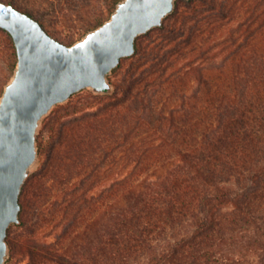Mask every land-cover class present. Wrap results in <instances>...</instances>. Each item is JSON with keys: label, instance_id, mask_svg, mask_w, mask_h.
<instances>
[{"label": "trees", "instance_id": "trees-1", "mask_svg": "<svg viewBox=\"0 0 264 264\" xmlns=\"http://www.w3.org/2000/svg\"><path fill=\"white\" fill-rule=\"evenodd\" d=\"M1 1L90 32L123 0ZM110 81L42 123L18 224L29 264H264V0H177ZM50 223L58 242H32Z\"/></svg>", "mask_w": 264, "mask_h": 264}, {"label": "water", "instance_id": "water-1", "mask_svg": "<svg viewBox=\"0 0 264 264\" xmlns=\"http://www.w3.org/2000/svg\"><path fill=\"white\" fill-rule=\"evenodd\" d=\"M177 0H123L110 19L73 45L52 37L42 24L0 1V28L12 36L18 63L0 99V264L10 254L12 225L21 222V196L37 171L38 136L44 119L75 94L114 90L110 75L137 52V40L176 9Z\"/></svg>", "mask_w": 264, "mask_h": 264}, {"label": "rangeland", "instance_id": "rangeland-1", "mask_svg": "<svg viewBox=\"0 0 264 264\" xmlns=\"http://www.w3.org/2000/svg\"><path fill=\"white\" fill-rule=\"evenodd\" d=\"M1 1V0H0ZM93 3H90L91 9L94 6H101L105 4L107 0H93ZM99 1V2H97ZM48 12H51V18L48 26L47 32L54 37L55 39L59 40L60 42L66 45H73L77 41L81 40L88 32H85L81 29V23H63L60 19L54 18L55 14L52 13V8L48 9ZM23 11V10H22ZM25 12V11H24ZM0 97L3 93L4 86L7 84L14 75V65L16 63V57L14 52H16V47L14 44H11V38L7 35L0 38ZM112 75V74H111ZM110 75V77H111ZM91 91L89 89L85 90L84 94H88ZM41 164L40 158L38 156V165L37 170L39 169ZM168 167L162 169L161 171L157 172L153 176L150 177V180H156L159 177L163 176ZM111 184L110 182H106L98 191H102L108 188ZM20 224V223H19ZM64 225L60 223H50L43 226L36 235L33 236L32 242L38 245H52L58 242V237L63 230ZM13 232V239H15V247L14 249L10 250V254L7 258L6 264H29L31 262V257L25 255L24 253V245L27 242V239L22 236L23 230L22 228L18 227V224H14L12 229ZM73 252H76L73 249Z\"/></svg>", "mask_w": 264, "mask_h": 264}]
</instances>
